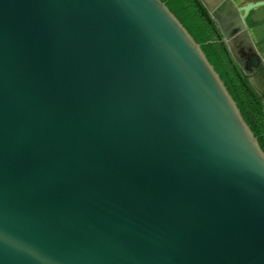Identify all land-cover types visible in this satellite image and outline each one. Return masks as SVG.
Returning a JSON list of instances; mask_svg holds the SVG:
<instances>
[{
    "label": "water",
    "instance_id": "water-1",
    "mask_svg": "<svg viewBox=\"0 0 264 264\" xmlns=\"http://www.w3.org/2000/svg\"><path fill=\"white\" fill-rule=\"evenodd\" d=\"M201 1L250 74L264 1ZM0 264H264V151L163 1L0 0Z\"/></svg>",
    "mask_w": 264,
    "mask_h": 264
},
{
    "label": "trees",
    "instance_id": "trees-1",
    "mask_svg": "<svg viewBox=\"0 0 264 264\" xmlns=\"http://www.w3.org/2000/svg\"><path fill=\"white\" fill-rule=\"evenodd\" d=\"M179 19L220 75L264 151V93L259 94L234 60L223 35L201 0H161ZM264 77V65L258 68Z\"/></svg>",
    "mask_w": 264,
    "mask_h": 264
},
{
    "label": "crops",
    "instance_id": "crops-1",
    "mask_svg": "<svg viewBox=\"0 0 264 264\" xmlns=\"http://www.w3.org/2000/svg\"><path fill=\"white\" fill-rule=\"evenodd\" d=\"M231 1L237 3V5H242L243 3L257 0ZM246 26L258 53V56L253 55V57L257 60V65H259L260 61H263L261 64L262 66L264 65V5L259 6L248 13L246 16Z\"/></svg>",
    "mask_w": 264,
    "mask_h": 264
},
{
    "label": "flooded vegetation",
    "instance_id": "flooded-vegetation-1",
    "mask_svg": "<svg viewBox=\"0 0 264 264\" xmlns=\"http://www.w3.org/2000/svg\"><path fill=\"white\" fill-rule=\"evenodd\" d=\"M215 14L220 17V19H223L224 23L226 26L232 25L231 29L233 28V22H234V15L233 12L226 7V4L224 2L220 3L216 9H215ZM240 61H243L244 59L241 57H237ZM261 66V65H260ZM259 65L256 66L255 69H252L250 74H248V79L251 85L255 88V90L259 94L264 93V77L261 75V72H259L258 68L260 67ZM255 81H257V86L255 85Z\"/></svg>",
    "mask_w": 264,
    "mask_h": 264
},
{
    "label": "rangeland",
    "instance_id": "rangeland-1",
    "mask_svg": "<svg viewBox=\"0 0 264 264\" xmlns=\"http://www.w3.org/2000/svg\"><path fill=\"white\" fill-rule=\"evenodd\" d=\"M214 1V0H213ZM235 5H237V3H234ZM234 42V47L237 51V54L239 57L243 58V63L245 68L251 72L252 69H254L257 66V60L255 59V57H253V55H251V52L248 49H245L243 42L237 38H234L233 40ZM257 81H255V85L257 86Z\"/></svg>",
    "mask_w": 264,
    "mask_h": 264
}]
</instances>
